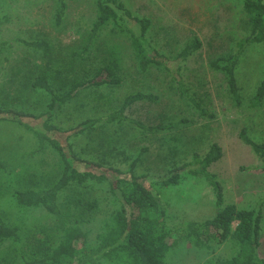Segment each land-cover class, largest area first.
<instances>
[{
  "label": "rangeland",
  "instance_id": "rangeland-1",
  "mask_svg": "<svg viewBox=\"0 0 264 264\" xmlns=\"http://www.w3.org/2000/svg\"><path fill=\"white\" fill-rule=\"evenodd\" d=\"M138 16L151 20L148 31L152 44L174 55L186 40L197 36L202 46L188 61L185 77L208 115L203 116L175 93L168 78L155 69L139 71L130 41L112 27H105L88 44L89 31L97 15L95 0H65L66 11L56 23L57 0H0V109L39 114L46 110L49 96L33 87L38 76L57 86L59 79L84 78L97 68L112 63L120 84L98 86L79 93L54 117V124L68 128L86 118H97L118 109L131 93H155L156 103L142 102L129 115L146 124H167L185 119L172 129L142 134L129 124H101L73 140L75 150L89 158L105 160L125 170L140 155L138 173H162L188 161L192 154L207 153L213 143L221 146L222 157L211 170L223 188L224 205L254 208L264 196V162L244 145L239 133L245 128L255 142L264 141V101L253 106L255 90L264 77V43L250 44L237 68L241 104H235L225 76L210 67L222 54L236 51L243 37L242 0H122ZM45 41L43 54L23 41ZM75 54H80L79 57ZM69 69L68 72H65ZM60 83V81H59ZM35 136L13 123L0 122V158L7 172L0 171V214L19 228L20 241L0 248V264H22L23 259L42 253L60 239V228L76 222L94 243L109 215L105 186L72 184L58 202L61 215L43 209H22L11 203L15 188L40 189L53 183L61 172L58 155L46 147L36 148ZM166 199L192 220L212 217L217 212L212 190L201 179L189 178L166 191ZM95 203L96 205H93ZM258 252L264 257V207ZM231 243L212 249L181 244L168 256V264H207L210 258L229 257ZM96 264H120L103 260Z\"/></svg>",
  "mask_w": 264,
  "mask_h": 264
},
{
  "label": "trees",
  "instance_id": "trees-1",
  "mask_svg": "<svg viewBox=\"0 0 264 264\" xmlns=\"http://www.w3.org/2000/svg\"><path fill=\"white\" fill-rule=\"evenodd\" d=\"M242 2L244 18L241 29L244 35L236 43V51L217 56L210 62L213 70L225 76L229 93L237 105L241 104L236 74L240 57L250 44L264 43V0ZM95 4L97 15L89 31L88 44L93 43L105 27H112L129 39L139 71L155 69L160 72L169 79L178 97L201 115H208L185 77L188 61L202 46L197 36L188 38L174 55H168L149 39L151 20L148 17L134 14L122 0H95ZM65 11V0H57V24L62 21ZM23 43L43 54L49 52L45 41ZM75 56L79 57L80 54ZM57 72L52 73L58 81L57 86L45 76H38L32 82L33 87L49 96L45 111L34 114L16 109H0V122L21 126L35 136L36 148L24 155L49 147L58 155L61 164L60 175L48 187L15 188L11 192V203L22 209H43L47 214L57 217L61 215L58 199L63 190L72 184L94 183L105 186L109 215L94 243L88 233L73 222L60 228V239L56 244L47 246L42 253L30 259H23L22 264H96L103 260H114L120 264H168L170 252L181 244L212 249L214 244L228 242L234 247L233 253L225 258H210L207 264H264V257L258 252L264 196L254 208L224 205L223 188L211 170L212 164L223 154L219 144L213 143L203 155L193 153L188 161L173 165L162 173L137 172L141 151L125 170L105 160L85 157L75 150L73 140L92 132L101 124L134 125L145 134L172 129L186 120L152 125L133 118L129 115V109L134 105L159 101L155 93L135 92L128 94L118 109L103 116L86 118L68 128L59 127L54 124V117L80 92L103 85H118L121 79L112 63L102 65L93 74L81 79L67 77L62 80L56 75ZM263 101L264 77L255 90L252 105L260 106ZM239 138L264 162V141H253L245 128L240 130ZM7 168V162L0 158V171L7 172ZM189 178L203 180L212 190L218 209L214 216L202 220L188 219L166 199L167 189ZM19 241V228L0 214V248Z\"/></svg>",
  "mask_w": 264,
  "mask_h": 264
}]
</instances>
